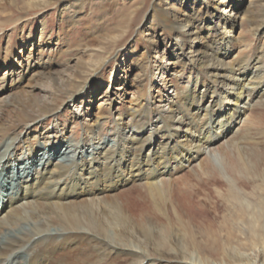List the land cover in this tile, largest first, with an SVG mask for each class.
<instances>
[{
	"label": "bare ground",
	"instance_id": "1",
	"mask_svg": "<svg viewBox=\"0 0 264 264\" xmlns=\"http://www.w3.org/2000/svg\"><path fill=\"white\" fill-rule=\"evenodd\" d=\"M60 1L28 0L22 10L33 2L48 6ZM68 2L63 10L78 9L82 0ZM213 2L178 1L184 11L169 42L174 51L161 50L162 63L154 65L157 81L149 80L150 89L161 92L170 65L180 64L177 74L186 78L182 90L163 98L150 96L145 88L148 96L134 95L137 106L116 114L117 126L109 135L98 120L113 116L126 82L110 85L100 96L97 108L103 113L87 110L77 99L84 87L73 89L74 68L58 77L49 73L46 23L26 57L15 67L8 61L1 68L0 99L7 106L0 108V117L11 112L15 117L0 122V264H138L150 259L152 251L158 253L156 264H232L215 258L225 250L238 263L264 264V148L236 147L230 155L216 148L246 127V108L264 94V68L260 58L254 64L248 58L227 60L237 26L234 14L241 12L243 0H216V6L222 5L216 18ZM249 13L251 23L263 20L264 0ZM150 17L155 21L156 12ZM156 37L148 40L156 42ZM186 37H208L210 51L196 58L193 54L200 52L187 47ZM60 96V106L71 109L73 124L81 120L85 133L104 141L89 151L66 137L73 132L70 124L31 128L60 108L43 111ZM262 121L264 113L256 119ZM65 139L66 144L56 146ZM202 154L206 157L195 175L203 197L171 188L172 176L193 168ZM127 185L134 188L123 189ZM222 203L228 212L217 219ZM173 220L184 225L179 233L165 225ZM195 226L217 233L216 240L228 247L205 252L189 245L185 231Z\"/></svg>",
	"mask_w": 264,
	"mask_h": 264
},
{
	"label": "rangeland",
	"instance_id": "2",
	"mask_svg": "<svg viewBox=\"0 0 264 264\" xmlns=\"http://www.w3.org/2000/svg\"><path fill=\"white\" fill-rule=\"evenodd\" d=\"M27 1L5 0L4 10L0 9V70L1 68L5 69L8 61L15 67L21 56L26 57L31 45L40 38L42 25L46 23L47 27L44 33L48 44L44 57L45 60L50 57L48 63H51L52 67L49 73H51V77H58L61 76L59 74L64 73L65 75L74 68L76 78L73 81V89L84 87L77 99L79 103H83L87 110H91L96 115L100 112L103 113L102 111L105 109L102 108L101 111H98L97 108L100 96L110 85L113 87L122 81L126 82L127 90L122 88L121 93L124 95L122 99H117L113 116L98 120L103 124V134L109 135L117 126L116 114L137 106L134 95L143 98L148 96L145 93V88L150 96L165 98L167 93L180 92L185 85L186 78L181 79L177 74L181 69L180 64H173L169 67L168 83L163 90L158 92L157 89L149 88V80L157 81L153 70L154 65L162 63L161 50L170 53V55L174 51L172 43L169 42L174 41L176 37V20L184 11L179 8V0H82L81 3L77 2L78 9L65 10H63L64 4L68 1V4H74L75 0H59L60 2L57 4H54L55 2L48 3V6H37L33 2L30 8L22 10V8H26ZM215 1L210 9L215 13L216 18L221 12L222 5L216 6ZM217 1L219 2V0ZM260 2L261 0H243L241 12L234 14L233 22L237 26L230 38L233 51L227 57L228 61L248 58L251 64H254L257 58H260L259 64L264 68V52H262V50L264 51V19H260L256 24L251 23L249 18L250 10L255 11ZM154 11L157 17L155 21H152L150 15ZM186 13L191 15L192 11L188 9ZM16 18L18 20L14 21ZM206 26L210 27L209 23ZM123 32L125 35L118 42L112 41V37ZM154 35L157 36L156 42L148 40ZM214 35L216 34L214 33ZM184 41L187 47L193 46L194 50L200 52L193 54L196 58L204 56V52L211 49L208 37L199 40L186 37ZM23 45L26 49H23ZM48 47L51 51L47 50ZM83 50L87 51L82 52ZM253 67L251 66V69H254ZM62 98L60 96L59 101L54 105L48 104L43 107V111H52L59 107ZM10 101L14 100L10 99ZM5 106L7 104L3 102V99H0V108ZM263 113L264 94L254 98L250 107L246 108L244 115V119L248 122L246 127H242L241 131L229 136L225 143H218L216 148L226 155L233 153L236 147L247 150L264 148V121L259 124L256 122V119ZM14 117V112L8 116L4 114L0 117V122H10ZM71 117V109H68L66 105H61L59 109L46 114L41 122H35L31 128L39 131L42 127H51L55 122L70 124V127L73 126V132L68 131L66 137H74L75 142L80 141L82 146L88 147L89 151L95 147L96 142L104 141L101 137L92 138L85 133L87 126H84L81 120L74 125ZM38 123L40 124L38 125ZM65 142L66 139L57 141L56 146L61 147L67 143ZM50 146L51 143L48 147ZM205 157V154L200 155L192 164L193 168H183L175 173L171 178L170 187L180 189L182 193L190 192L192 195L202 198L203 192L197 189L200 182L197 180L195 171H201L200 163ZM127 187L134 188L132 185H127L123 189H129ZM120 191L123 190L120 189ZM227 212L226 205L223 206V203L219 205L216 212L217 219H222V216L227 215ZM160 220L163 222L164 218L161 216ZM179 223V220H173L165 225L172 227V232L179 233L184 226ZM185 232V242L195 245L202 251H221L223 246L228 247L223 243V240H216L217 233L213 231L209 232L195 226ZM219 253L218 256H215L218 261L225 260L232 264H253L238 263V258L226 250ZM151 254L150 259L142 260L138 264H156L152 262L158 253L152 251ZM261 262L262 260H260Z\"/></svg>",
	"mask_w": 264,
	"mask_h": 264
}]
</instances>
